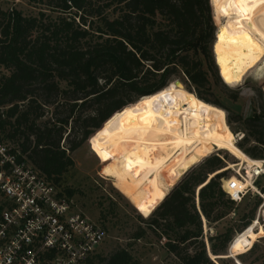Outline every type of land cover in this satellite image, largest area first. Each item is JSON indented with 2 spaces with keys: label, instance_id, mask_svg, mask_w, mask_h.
Returning <instances> with one entry per match:
<instances>
[{
  "label": "trees",
  "instance_id": "16d2710c",
  "mask_svg": "<svg viewBox=\"0 0 264 264\" xmlns=\"http://www.w3.org/2000/svg\"><path fill=\"white\" fill-rule=\"evenodd\" d=\"M35 1L43 6L36 16L0 8V135L57 190L75 166L72 155L104 124L102 132L124 109L174 79L183 78L190 93L216 105L203 95L215 65L211 0ZM254 121L246 125L264 147V129L252 132ZM238 149L252 161L264 159V148ZM224 167L219 157L204 160L150 216L138 213L181 264H226L229 246L255 220L259 203L237 229L205 241L204 221L209 228L236 211L222 188L224 172L217 174ZM73 194L64 189L59 196L70 200ZM131 261L119 251L98 264Z\"/></svg>",
  "mask_w": 264,
  "mask_h": 264
},
{
  "label": "bare ground",
  "instance_id": "6f19581e",
  "mask_svg": "<svg viewBox=\"0 0 264 264\" xmlns=\"http://www.w3.org/2000/svg\"><path fill=\"white\" fill-rule=\"evenodd\" d=\"M211 1L215 14L225 17L218 26L215 45L221 76L228 86H236L264 58V3ZM107 128L124 141L141 135L138 154L125 169L110 173L109 178L145 217L154 212L189 169L216 150H228L250 172L262 169L264 164L250 160L237 148L223 110L172 83L124 109ZM227 183L223 184L225 188ZM246 186H252L251 182ZM252 224L257 227V223ZM253 225L235 238L230 246L233 252L246 249L256 228Z\"/></svg>",
  "mask_w": 264,
  "mask_h": 264
},
{
  "label": "rangeland",
  "instance_id": "374dc122",
  "mask_svg": "<svg viewBox=\"0 0 264 264\" xmlns=\"http://www.w3.org/2000/svg\"><path fill=\"white\" fill-rule=\"evenodd\" d=\"M0 8L4 11L15 9L24 15L36 16L43 6L35 0H0ZM211 11L216 27V39L218 26L225 21V17L222 14L216 15L212 5ZM215 45L216 41L213 47L215 65L208 68L210 88L203 91L204 98L216 103V105H210L225 112L230 130L236 137L237 148L239 145H243L245 149L258 147L259 151H263L264 147L251 136L250 125L247 126L246 122L255 119L253 124L256 128L252 132L264 129V58L255 69L245 76L240 84L228 86L221 76L220 65L215 55ZM175 82H179L180 86L177 87ZM172 84L176 88H183L188 92L192 90L190 85L183 81V78L174 79ZM258 118L263 119L261 123L257 121ZM141 142V135H137L131 141H124L106 127L103 132L102 129L97 131L82 149L72 155L75 166L64 176L62 187L59 188L58 193L61 194L64 189H70L74 193L70 199L73 202L74 210L101 225L106 232L103 244L84 264L91 262L98 264L101 259L109 258L119 251H125L131 256L130 264H181L167 252L166 240L149 231L148 224L142 221L139 216L141 214L139 210L109 178L110 173L121 172L130 164L138 154ZM213 157H219L224 161L225 167L217 173L224 172L225 178L221 180L222 184L235 178L237 171L244 168V164L228 150H216L197 165ZM253 160L264 161V159ZM196 166L189 169L188 172ZM188 172L177 181L171 190L186 178ZM258 186L261 190L264 189V179L258 181ZM260 203L259 196L251 193L245 197L242 203L237 204L236 211L222 222L208 228L204 221L205 241L210 236L216 237L224 233L230 227L237 229L241 225L242 218L249 214L257 204L259 207ZM197 205H199L198 199ZM101 213L105 215V219H99ZM141 215L145 217L143 214ZM141 231H144V236L140 240L135 239V235ZM252 232L249 236L247 253L237 258L235 253L238 252H233L229 246L228 254L232 259L227 260L226 264H264V227L257 224ZM233 234L237 235L236 231Z\"/></svg>",
  "mask_w": 264,
  "mask_h": 264
},
{
  "label": "built area",
  "instance_id": "2783aa9c",
  "mask_svg": "<svg viewBox=\"0 0 264 264\" xmlns=\"http://www.w3.org/2000/svg\"><path fill=\"white\" fill-rule=\"evenodd\" d=\"M19 155L0 135V264L86 263L105 241V230L76 212L73 202L59 196L56 187ZM261 179L264 164L257 171L239 169L222 188L236 204L251 193L259 196L253 223L264 227ZM248 181L252 186H246Z\"/></svg>",
  "mask_w": 264,
  "mask_h": 264
},
{
  "label": "snow or ice",
  "instance_id": "6c2138e0",
  "mask_svg": "<svg viewBox=\"0 0 264 264\" xmlns=\"http://www.w3.org/2000/svg\"><path fill=\"white\" fill-rule=\"evenodd\" d=\"M260 2L264 3V0H260ZM240 3H241V4L247 3V0H240ZM221 35L223 36V35H225V33L222 32ZM244 39H245V40H248V37H245ZM249 42H250V41H249ZM231 82H232V81L229 80V83H231ZM253 239H255V237H253ZM237 248H239V245H237Z\"/></svg>",
  "mask_w": 264,
  "mask_h": 264
},
{
  "label": "water",
  "instance_id": "95a60500",
  "mask_svg": "<svg viewBox=\"0 0 264 264\" xmlns=\"http://www.w3.org/2000/svg\"><path fill=\"white\" fill-rule=\"evenodd\" d=\"M176 84H179V82H176Z\"/></svg>",
  "mask_w": 264,
  "mask_h": 264
}]
</instances>
